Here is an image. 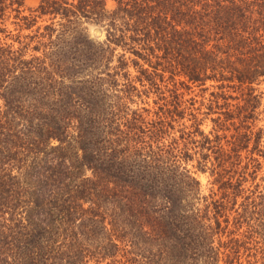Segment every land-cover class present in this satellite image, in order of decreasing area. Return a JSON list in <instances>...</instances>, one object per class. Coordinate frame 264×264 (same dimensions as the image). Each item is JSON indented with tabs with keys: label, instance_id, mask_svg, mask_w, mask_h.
Listing matches in <instances>:
<instances>
[{
	"label": "trees",
	"instance_id": "1",
	"mask_svg": "<svg viewBox=\"0 0 264 264\" xmlns=\"http://www.w3.org/2000/svg\"><path fill=\"white\" fill-rule=\"evenodd\" d=\"M261 85L264 0H0V264H264Z\"/></svg>",
	"mask_w": 264,
	"mask_h": 264
},
{
	"label": "rangeland",
	"instance_id": "2",
	"mask_svg": "<svg viewBox=\"0 0 264 264\" xmlns=\"http://www.w3.org/2000/svg\"><path fill=\"white\" fill-rule=\"evenodd\" d=\"M27 7L29 8H33L36 7L40 0H25ZM114 2L113 1H109L108 2V8L110 10L114 9ZM9 29L12 30L13 26L9 23ZM89 34L91 36V38L97 40V41H104L106 38V30L104 27H100V26H95V25H89ZM132 72L135 74L134 69H132ZM211 85H216L214 83L209 82L207 84L208 89H206V91H202L201 88H194L190 94L188 93V95H186V99H191L193 98L195 101H197L196 106L200 107L201 103L203 101V98H206V103H207V99H209L211 96L212 92H216V89L213 88ZM260 91H264V85L260 86ZM233 95L235 96L236 93H233ZM149 103L151 106H153V98L149 99ZM235 103V102H233ZM263 104H264V100H263ZM133 109L139 108V107H145L148 108V105L139 102V104H135L134 106H132ZM3 108V100L0 98V109ZM264 106L261 107L260 110H263ZM203 112L206 111L205 107H203ZM218 115L217 114H212L209 116H201V118L205 119L203 125L201 126V129L206 133V134H210L211 132H213V128H214V123L212 121L213 118H216ZM263 116H261L262 118ZM187 124H190V122H187ZM258 127H262L264 125V122L260 121L258 124ZM180 133L178 132L177 135H179ZM264 144V143H263ZM252 145V144H251ZM252 147V146H251ZM246 155V153H244V156ZM197 156L193 159L190 160L188 163H186L185 161L182 162V167H187L189 170H191L193 176H195L201 183V195L202 196H209L211 194V188H212V184L211 182L213 181V178L210 176L209 172L207 173H202L200 171L197 170L196 166L197 164ZM211 165V164H209ZM264 177V165H263V170L259 173V177L256 180L257 183H261L264 184V181H262V178ZM240 201V200H239ZM204 203V202H203ZM233 218V217H231ZM230 229H234V225L231 222L230 225ZM245 230V228H243L241 230V232H243ZM227 240L226 237L223 238V241ZM117 259L121 260V257H118ZM110 261H106L104 262V264L109 263ZM124 262V260L120 263L122 264ZM91 264H95V262H91ZM244 264H246V262H244Z\"/></svg>",
	"mask_w": 264,
	"mask_h": 264
}]
</instances>
